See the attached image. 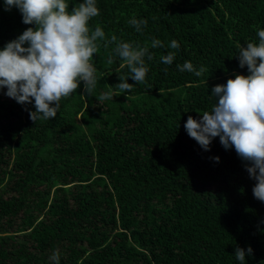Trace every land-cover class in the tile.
<instances>
[{
    "label": "trees",
    "instance_id": "trees-1",
    "mask_svg": "<svg viewBox=\"0 0 264 264\" xmlns=\"http://www.w3.org/2000/svg\"><path fill=\"white\" fill-rule=\"evenodd\" d=\"M68 2L71 11L83 0ZM96 4L92 30L149 45L146 82L129 77L132 92L116 89L129 70L115 44L98 41L94 93L81 82L53 119L32 121L34 101L21 105L0 89V264H53L57 250L60 264H241L238 247L253 250L243 264H264V202L249 162L219 137L204 150L184 127L212 110L215 86L250 74L238 52L258 43L264 0ZM133 17L148 21L142 33ZM29 27L0 0V50ZM153 39L165 46L151 48ZM169 51L176 58L166 65ZM186 61L207 71L181 72ZM108 91L112 99L100 103Z\"/></svg>",
    "mask_w": 264,
    "mask_h": 264
},
{
    "label": "clouds",
    "instance_id": "clouds-1",
    "mask_svg": "<svg viewBox=\"0 0 264 264\" xmlns=\"http://www.w3.org/2000/svg\"><path fill=\"white\" fill-rule=\"evenodd\" d=\"M4 4L5 10L18 8L24 24L35 25L0 50V89L6 88V95L21 105L34 101L32 121L55 118L61 100L76 92L81 82L86 94L94 93L97 77L92 59L99 51L98 41H104L105 48L115 44L114 52L124 61L121 67L129 70L128 76L119 75L121 82L116 89L130 93L135 84L146 82L149 68L145 58L152 60L154 55L149 45L119 41L116 35L107 39L99 25L92 30L89 22L100 15L96 0H83L71 11L68 0H4ZM129 23L142 33L148 21L133 17ZM257 36L258 43L249 42L238 52L239 66H247L250 74H238L226 85L215 86L212 110L200 113V120L189 116L184 127L204 150H210L212 140L219 137L225 149L234 148L242 160L249 162L247 171L257 181L253 194L264 202V29L258 30ZM164 46L159 39H153L150 45L153 49ZM168 47L177 50L180 44L172 40ZM175 58L176 52L169 51L160 60L171 65ZM107 63H113L111 56ZM177 67L196 77L207 71L203 66L197 69L190 61ZM129 77L136 83L130 84ZM112 97L113 92L108 91L97 99L102 103ZM214 159L218 162L220 158ZM252 251L251 247L247 251L238 247L235 257L243 264ZM50 260L60 264L58 250Z\"/></svg>",
    "mask_w": 264,
    "mask_h": 264
}]
</instances>
